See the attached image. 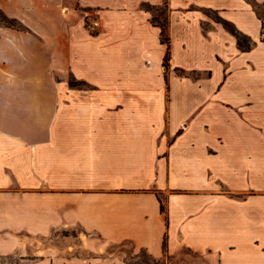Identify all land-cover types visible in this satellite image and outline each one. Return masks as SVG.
<instances>
[{"label":"crops","instance_id":"obj_1","mask_svg":"<svg viewBox=\"0 0 264 264\" xmlns=\"http://www.w3.org/2000/svg\"><path fill=\"white\" fill-rule=\"evenodd\" d=\"M238 1L256 30L228 17V0H0L19 25L0 21V259L264 264V84L227 82L220 46L223 34L238 55L264 52V0ZM164 2L168 68L143 6ZM219 66L222 81L179 80ZM74 229L62 254L24 258Z\"/></svg>","mask_w":264,"mask_h":264},{"label":"rangeland","instance_id":"obj_2","mask_svg":"<svg viewBox=\"0 0 264 264\" xmlns=\"http://www.w3.org/2000/svg\"><path fill=\"white\" fill-rule=\"evenodd\" d=\"M228 3L232 6L230 10L225 11L228 17L232 20H236L239 25L241 26H250L253 30L257 29L258 26V20L256 17L247 9H242L240 7V3L238 0H228ZM258 11L260 15L263 17L264 20V3H259L257 5ZM89 14V10L84 11V13ZM223 13V12H222ZM151 17L154 20H159L160 22H165V20H168L169 10L167 3L164 2L159 6H155L151 10ZM0 21L4 22V13L0 10ZM204 26L207 24V21L204 20ZM96 24V23H95ZM238 26V25H237ZM176 28L179 30V25L176 26ZM177 36V34L175 35ZM252 40V39H251ZM193 44L197 46L200 51H203L205 43L201 41L200 37L198 35L192 36ZM252 42V41H251ZM252 45V44H251ZM220 46L222 48V56L224 58V61L228 65V69L226 72V81L231 83H240V82H250L254 81L259 84H264V52H262V47H258L257 45L254 46V50L256 51L253 56L244 57L242 55H238L235 53L234 48L231 43H227L226 39L223 38V34H221V42ZM247 59L250 60V63H247ZM166 67V66H165ZM167 68V67H166ZM230 71V73H228ZM200 71H189V76H180L179 80L183 82H203V81H209L214 82L223 79V68L219 66L217 69L213 70V75L210 77L206 73H203L200 75ZM199 76V77H198ZM73 77L70 76V79ZM260 97H264V91L262 90V86H260L259 90ZM71 232L74 234H77V229H74L72 231L69 230H63L59 231L58 235H51V248H45V249H36L35 253L38 254H30L29 256H25L24 258H30V259H36L38 257L44 256L46 254L50 256H58L62 254L63 247H67L68 244H70V240L73 242H77L78 239L73 238L71 236ZM69 236L68 244H65L64 240ZM84 237V235H83ZM35 242L42 244V238L36 239ZM66 250H64L65 252ZM74 250L70 248L68 252L72 253ZM22 256H16V255H10L9 259L5 263V259H0V264H12L15 261H21ZM127 258V257H126ZM132 262H136L138 264H152V259L146 255L144 252L140 253V257L138 259H135V257H128Z\"/></svg>","mask_w":264,"mask_h":264},{"label":"trees","instance_id":"obj_3","mask_svg":"<svg viewBox=\"0 0 264 264\" xmlns=\"http://www.w3.org/2000/svg\"><path fill=\"white\" fill-rule=\"evenodd\" d=\"M143 6L145 9L150 10V11L152 10V8L155 7L149 3H143ZM203 10L207 15H209L214 20L220 22L230 33L236 36L238 47L240 48V50L246 51L250 49L251 44H252L250 37L242 33L237 28V26L235 25L233 21L222 16L218 10L211 9V8H204ZM4 21L8 25L19 26L17 19L11 18L7 16L6 14H4ZM152 21L161 27V42L166 45V52L163 58V65L168 68L170 65V62H169L170 61V37L168 34V20L166 19L165 22H160L159 20H154L152 18ZM262 33H263V39H264V20H262ZM82 82L84 81H81V80L76 81L73 78L70 79V83L72 84L82 83Z\"/></svg>","mask_w":264,"mask_h":264}]
</instances>
